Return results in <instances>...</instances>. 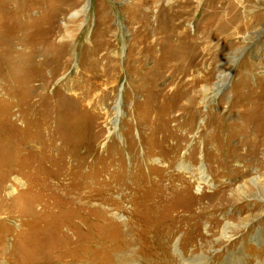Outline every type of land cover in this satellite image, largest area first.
Masks as SVG:
<instances>
[{"label":"rangeland","instance_id":"rangeland-1","mask_svg":"<svg viewBox=\"0 0 264 264\" xmlns=\"http://www.w3.org/2000/svg\"><path fill=\"white\" fill-rule=\"evenodd\" d=\"M138 2L0 0V264H264V0Z\"/></svg>","mask_w":264,"mask_h":264},{"label":"bare ground","instance_id":"bare-ground-1","mask_svg":"<svg viewBox=\"0 0 264 264\" xmlns=\"http://www.w3.org/2000/svg\"><path fill=\"white\" fill-rule=\"evenodd\" d=\"M137 2H138V0H136ZM156 1V0H155ZM138 4H139V2H138ZM152 7V6H151ZM156 12H157V10H156ZM151 14V13H150ZM160 15V14H159ZM160 17V16H159ZM153 19H154V21H156L157 22V20H158V18H154V17H152ZM163 18H165L164 19V21H166L167 19V17H163ZM144 19L145 20H147L148 22H149V20H150V17H149V15H148V13L145 15L144 14ZM160 20V19H159ZM236 20V19H235ZM163 21V20H162ZM170 21H171V19H170ZM161 22V21H160ZM169 23V21H166V23ZM150 23V22H149ZM238 23V22H237ZM248 23V22H247ZM246 23V24H247ZM154 24V23H153ZM201 24V23H200ZM159 23L157 24V27H159ZM162 25V24H161ZM166 25V24H165ZM167 25H169V24H167ZM170 26V25H169ZM168 26V27H169ZM173 26V25H172ZM171 27V26H170ZM238 27V26H237ZM163 28V27H162ZM167 28V27H166ZM211 28V27H210ZM157 29V28H156ZM218 30V29H217ZM160 31V30H159ZM229 31V30H228ZM223 32V31H222ZM161 32H158L157 30L155 31V29H154V36H156V35H158V34H160ZM213 33V32H212ZM176 34V33H175ZM215 34V33H214ZM179 35V34H178ZM212 36V35H211ZM223 36V35H222ZM162 40V39H161ZM160 40V41H161ZM208 40V39H207ZM156 41V40H155ZM202 44V43H201ZM211 46V45H210ZM202 48V47H201ZM206 48V47H205ZM224 82V80L223 79H220L216 84H215V88H213L215 91L216 90H219L221 87H222V83ZM207 83V82H206ZM207 90V88H204L203 89V91L205 92ZM209 90V89H208ZM191 94V93H190ZM201 94V93H200ZM197 95V94H196ZM212 103V102H211ZM215 104V103H214ZM190 109V108H189ZM119 105H118V107H116V112H117V114H119L120 112H119ZM181 112V111H180ZM184 112V111H183ZM186 114V113H185ZM263 114H264V112H263ZM218 116V115H217ZM218 118V117H217ZM255 119V118H254ZM180 121V120H179ZM257 122H259V119H258V121ZM203 128V127H202ZM208 130V129H207ZM256 140V139H255ZM259 145V144H258ZM207 147V146H206ZM257 150V149H256ZM250 152H251V150H250ZM250 152H248V151H245V154H243L242 155V157L243 156H247L248 155V153L250 154ZM264 157V156H263ZM222 161V160H221ZM220 161V162H221ZM218 162V161H217ZM181 166V165H180ZM182 167H183V165H182ZM183 169V168H182ZM207 169V168H206ZM187 170V169H186ZM194 172V171H193ZM195 175V177L194 178H196L197 179V181H199L200 182V184L202 183V184H204L205 182H208L207 181V179L205 178V176H206V171H205V168L203 169V167H197L196 169H195V173H194ZM205 175V176H204ZM14 182H17V183H20L21 184V182L19 181V180H17V179H15V181ZM250 182L252 183V185L253 186H258V184L260 183V182H258V180L256 181V180H250ZM183 184V183H182ZM248 184V183H247ZM246 186V185H245ZM238 187V186H237ZM251 187V186H250ZM32 189V185L30 186H28V187H26L24 190L25 191H27L28 193H31V191L32 190H30V191H28V189ZM34 188V187H33ZM37 188V187H36ZM233 189V188H232ZM250 189V188H249ZM224 190V189H223ZM223 190H220L221 192L220 193H223L224 191ZM252 190V189H251ZM255 190H256V188H255ZM41 191V190H40ZM223 191V192H222ZM248 191V190H247ZM14 191L13 190H11L10 192H9V194H12ZM228 192V191H227ZM239 192H241V193H244L245 192V190H243V188H240L239 189ZM258 192H259V190H258ZM27 193V194H28ZM230 193V192H229ZM24 194H25V192H24ZM44 196V195H43ZM228 197V196H227ZM232 199V198H231ZM235 199V198H234ZM243 200V199H242ZM259 200H260V202H264V198H263V196L262 197H259ZM234 201H236V200H234ZM239 201V200H238ZM258 201V200H257ZM205 203V202H204ZM234 203V202H233ZM231 204V203H230ZM208 209V208H207ZM232 229H231V224H230V222H226V224H225V226H224V228H222V236H223V238L225 239V238H229V236L227 235L228 233H229V231H231ZM207 232V231H206ZM124 234H125V231H124ZM129 242L130 241H127V244H126V247H127V245H129ZM124 245V244H123ZM130 247V246H129ZM128 248V247H127ZM126 249V248H125ZM131 254H132V256H133V251H128V253H124V255H123V257L122 258H118L114 263L115 264H133L132 263V260H131ZM229 254V253H228ZM119 255V254H118ZM135 256V255H134ZM48 258V259H46V258ZM44 257V259H46V260H51L50 258L51 257H53V256H45ZM136 257V256H135ZM138 257H139V255H138ZM137 257V258H138ZM185 257V256H184ZM211 258H210V256H205V255H203V254H201V255H196V256H194V257H190V258H187V257H185L182 261H181V264H208L209 263V260H210ZM139 260V259H138ZM143 260V259H142ZM233 260H235V258H233L231 255H228V256H226V258L224 259V261L221 263V264H231L232 263V261ZM112 262V261H111ZM213 264V263H212ZM238 264H242V262L240 261V260H238Z\"/></svg>","mask_w":264,"mask_h":264}]
</instances>
